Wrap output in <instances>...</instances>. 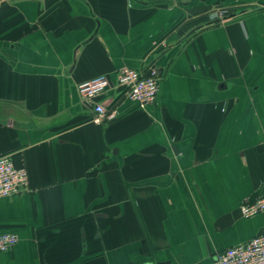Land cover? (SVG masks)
Here are the masks:
<instances>
[{
    "label": "crops",
    "instance_id": "crops-1",
    "mask_svg": "<svg viewBox=\"0 0 264 264\" xmlns=\"http://www.w3.org/2000/svg\"><path fill=\"white\" fill-rule=\"evenodd\" d=\"M223 12L221 17L214 16ZM150 74L145 106L115 87ZM106 75L95 121L77 85ZM0 264H211L264 233V0H0Z\"/></svg>",
    "mask_w": 264,
    "mask_h": 264
},
{
    "label": "built area",
    "instance_id": "built-area-1",
    "mask_svg": "<svg viewBox=\"0 0 264 264\" xmlns=\"http://www.w3.org/2000/svg\"><path fill=\"white\" fill-rule=\"evenodd\" d=\"M214 16L221 17L223 12ZM110 83L106 75L100 74L77 85L81 99L92 104L94 120H112L117 116L113 106H107L100 100ZM115 87L121 88L123 95L141 106L155 101L158 92V81L154 72L144 74L140 70L121 67L116 75ZM28 189V176L24 167L14 165L9 155H0V197ZM264 210V193L254 201L240 206L244 217H250ZM13 232H0V252L11 249L17 242ZM211 264H264V233L255 234L246 241L229 246L215 254Z\"/></svg>",
    "mask_w": 264,
    "mask_h": 264
},
{
    "label": "water",
    "instance_id": "water-1",
    "mask_svg": "<svg viewBox=\"0 0 264 264\" xmlns=\"http://www.w3.org/2000/svg\"><path fill=\"white\" fill-rule=\"evenodd\" d=\"M161 70V68L159 67L158 69H155L154 73H155V76H157L158 72Z\"/></svg>",
    "mask_w": 264,
    "mask_h": 264
}]
</instances>
